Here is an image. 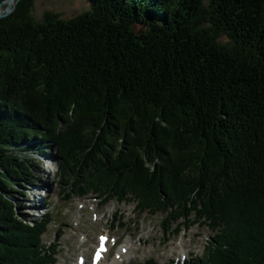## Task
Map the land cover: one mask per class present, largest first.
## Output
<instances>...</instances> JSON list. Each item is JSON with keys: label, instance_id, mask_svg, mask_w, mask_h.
<instances>
[{"label": "trees", "instance_id": "obj_1", "mask_svg": "<svg viewBox=\"0 0 264 264\" xmlns=\"http://www.w3.org/2000/svg\"><path fill=\"white\" fill-rule=\"evenodd\" d=\"M87 1L0 18V264L59 262L53 214L30 225L14 205L48 144L66 199L131 194L208 225L187 264H264V0Z\"/></svg>", "mask_w": 264, "mask_h": 264}, {"label": "rangeland", "instance_id": "obj_2", "mask_svg": "<svg viewBox=\"0 0 264 264\" xmlns=\"http://www.w3.org/2000/svg\"><path fill=\"white\" fill-rule=\"evenodd\" d=\"M4 8L5 11L7 8ZM90 8L87 0H35L32 14L40 23L47 12L71 19ZM140 28L142 26L137 25L136 30ZM47 146L49 151L45 153L49 157L26 152L34 166V180L25 185V196L14 195V205L22 220L30 225L49 212L53 214L54 223L43 240L47 246L58 245V264H80V257L85 259L83 264L89 263L98 237L105 235L116 245L103 264H112L117 252L127 243H130L132 258L124 264H187L203 257L214 234L195 216L183 220L178 227L166 220L165 215L143 211L140 201L131 194L122 201L105 200L97 194L84 198L72 195L66 199L65 187L57 184L58 175L56 178L62 161L57 148L51 144ZM35 201L40 204L39 208L33 205Z\"/></svg>", "mask_w": 264, "mask_h": 264}, {"label": "bare ground", "instance_id": "obj_3", "mask_svg": "<svg viewBox=\"0 0 264 264\" xmlns=\"http://www.w3.org/2000/svg\"><path fill=\"white\" fill-rule=\"evenodd\" d=\"M14 3H15L14 1L13 2H10V4H9V2H7L4 6H5V8H8L9 6L12 7L14 5ZM1 12L2 13L4 12L3 8L1 9ZM45 154L46 153H43L44 156H45ZM46 155H48V154H46ZM48 157H49V155H48ZM33 205L36 208H39V205L40 204H38V202L35 201L33 203ZM131 251L132 250H131L130 243H127L125 246H122V248L117 252V254H116V256H115L112 264H124L127 260H129V259L132 258V252ZM106 257H107V255H104V258H103V260L100 261V264H103V262L106 260Z\"/></svg>", "mask_w": 264, "mask_h": 264}, {"label": "water", "instance_id": "obj_4", "mask_svg": "<svg viewBox=\"0 0 264 264\" xmlns=\"http://www.w3.org/2000/svg\"><path fill=\"white\" fill-rule=\"evenodd\" d=\"M13 1L15 0H9V4L10 2H13ZM12 11H13V7L11 8L10 6L3 13L0 11V18L9 15ZM144 32H145L144 28H140L138 34L140 35V34H143Z\"/></svg>", "mask_w": 264, "mask_h": 264}]
</instances>
